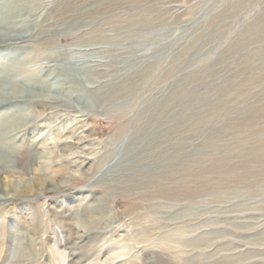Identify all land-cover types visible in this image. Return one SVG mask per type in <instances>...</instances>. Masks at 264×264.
<instances>
[{
  "label": "rangeland",
  "instance_id": "obj_1",
  "mask_svg": "<svg viewBox=\"0 0 264 264\" xmlns=\"http://www.w3.org/2000/svg\"><path fill=\"white\" fill-rule=\"evenodd\" d=\"M0 34V91L55 99L7 141L0 264H264V0H0Z\"/></svg>",
  "mask_w": 264,
  "mask_h": 264
},
{
  "label": "bare ground",
  "instance_id": "obj_2",
  "mask_svg": "<svg viewBox=\"0 0 264 264\" xmlns=\"http://www.w3.org/2000/svg\"><path fill=\"white\" fill-rule=\"evenodd\" d=\"M24 37L25 36L15 37V41H20V40L23 41V40H25ZM11 40H14V39H10V38H8V36L0 34V45H3V44L6 45V42L11 41ZM27 67H28L27 65H23L22 67L19 68L20 71L22 69L24 71H21L22 74L18 75V78H20L23 81V82H21L23 85L29 86V87L31 86V88H33L32 86H34V85H31V84L26 85L25 82L35 80V78L39 77L38 74H40V72H38V70H37L38 68L36 70H32V69L28 70ZM4 77L9 78V77H11V74L8 73ZM14 85H16V84H14ZM50 86H51V84H49V85L44 84L43 86H39L38 88L41 89L42 92L34 93L31 91V92H29V95L22 94L17 89L10 90V92H6V93H4L3 91H0V107L2 105H5L7 102H10L9 104H13V105L20 103V102H25V100L28 98V99H30L29 101L32 103L33 108H37V110H35L33 112L34 115H29V114L28 115H21L20 120H18L17 123L15 121H6V122H3L0 124V151H1L0 152V173L1 174L9 170V165L7 164L9 162H6V160L1 161L2 159L5 158L3 153H6V151L7 152L9 151V146H8L9 144L7 143V141H9L11 138L14 139V137L20 131H22V128L25 125L29 124L30 122L35 121L36 117L42 115V110H38L39 106H41L42 108H43V106H47V107L50 106L53 108V104L55 103V99H52V97L43 94V91L45 89H48V90L52 89ZM21 87L22 86H20L19 88H21ZM81 123L82 122H77L76 124L80 128L86 126V124H81ZM73 130L71 131L72 134H74ZM67 143L70 144L71 142H67ZM14 156H15V158H14V162L12 164L23 166L21 164L22 160L20 159V156L19 155H14ZM62 167H64V169L66 171L69 170L65 165H63ZM69 173L70 172L65 173L66 176L60 181H57V178L59 177V175H55V177H53V178L45 177V179L46 178H48V179L47 180L43 179L42 181H43V183L46 182V185L51 186V188H53V190H57L61 186L70 185V183H74L77 180H80L82 177V176H80V174L70 175ZM39 183H41V181ZM32 184H36V183H32ZM33 190H34V188H33ZM86 233H87V231H82V235H84Z\"/></svg>",
  "mask_w": 264,
  "mask_h": 264
}]
</instances>
